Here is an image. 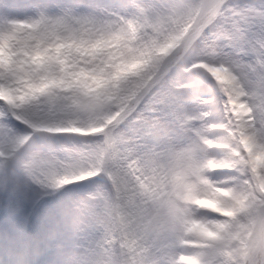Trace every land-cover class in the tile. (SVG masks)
<instances>
[{
    "label": "snow or ice",
    "instance_id": "obj_1",
    "mask_svg": "<svg viewBox=\"0 0 264 264\" xmlns=\"http://www.w3.org/2000/svg\"><path fill=\"white\" fill-rule=\"evenodd\" d=\"M0 264H264V0H0Z\"/></svg>",
    "mask_w": 264,
    "mask_h": 264
}]
</instances>
